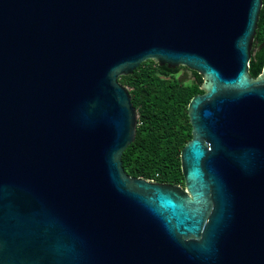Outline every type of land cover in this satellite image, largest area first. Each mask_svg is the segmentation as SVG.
I'll return each mask as SVG.
<instances>
[{
    "label": "water",
    "instance_id": "obj_1",
    "mask_svg": "<svg viewBox=\"0 0 264 264\" xmlns=\"http://www.w3.org/2000/svg\"><path fill=\"white\" fill-rule=\"evenodd\" d=\"M261 7L0 0V264H264ZM148 60L202 76L184 186L122 165L138 113L118 78Z\"/></svg>",
    "mask_w": 264,
    "mask_h": 264
},
{
    "label": "trees",
    "instance_id": "obj_2",
    "mask_svg": "<svg viewBox=\"0 0 264 264\" xmlns=\"http://www.w3.org/2000/svg\"><path fill=\"white\" fill-rule=\"evenodd\" d=\"M264 0L260 9L249 74L256 78L264 65ZM182 67L167 68L155 61L142 62L119 82L126 86L138 113L136 135L122 154L124 170L131 176L184 186L180 152L191 138L187 105L203 93L202 76L193 71V80L184 82L177 73Z\"/></svg>",
    "mask_w": 264,
    "mask_h": 264
},
{
    "label": "rangeland",
    "instance_id": "obj_3",
    "mask_svg": "<svg viewBox=\"0 0 264 264\" xmlns=\"http://www.w3.org/2000/svg\"><path fill=\"white\" fill-rule=\"evenodd\" d=\"M177 77H180L183 81H190L191 77L189 76V74H187V72H185L184 68L182 67L180 69V71L176 74Z\"/></svg>",
    "mask_w": 264,
    "mask_h": 264
},
{
    "label": "flooded vegetation",
    "instance_id": "obj_4",
    "mask_svg": "<svg viewBox=\"0 0 264 264\" xmlns=\"http://www.w3.org/2000/svg\"><path fill=\"white\" fill-rule=\"evenodd\" d=\"M263 46H264V45H263ZM263 46L260 45L258 48L261 49ZM183 68H184V67H183ZM184 70H185V72H187V74H189V76L191 77L190 81L193 80V78H194V76H193V71L190 72V71H188L186 68H184ZM179 71H180V70H179ZM190 81H187V82H190ZM184 82H186V81H184Z\"/></svg>",
    "mask_w": 264,
    "mask_h": 264
},
{
    "label": "built area",
    "instance_id": "obj_5",
    "mask_svg": "<svg viewBox=\"0 0 264 264\" xmlns=\"http://www.w3.org/2000/svg\"><path fill=\"white\" fill-rule=\"evenodd\" d=\"M152 181H154V180H152Z\"/></svg>",
    "mask_w": 264,
    "mask_h": 264
}]
</instances>
